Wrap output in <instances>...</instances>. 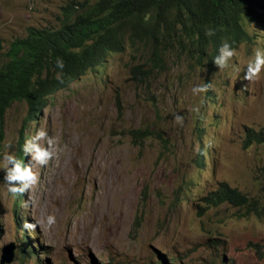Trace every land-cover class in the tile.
Returning <instances> with one entry per match:
<instances>
[{
    "label": "rangeland",
    "instance_id": "374dc122",
    "mask_svg": "<svg viewBox=\"0 0 264 264\" xmlns=\"http://www.w3.org/2000/svg\"><path fill=\"white\" fill-rule=\"evenodd\" d=\"M72 1L79 12L92 0H0V65L31 26L59 27ZM245 26L252 39L223 69L177 45L148 83L136 84L131 69L147 56L142 43L139 52L128 44L50 97L38 120L28 122V103L15 102L5 147L16 155L22 129L26 139L41 128L57 145L46 165H35L39 182L20 206L1 170L0 264L10 243L11 264H264V218L209 200L222 182L264 200V144L246 145L251 128H264V71L243 79L264 48V22ZM202 84L208 91L194 95ZM138 128L154 132L139 145L131 134ZM49 214L51 228L24 227ZM25 237L36 255L22 257Z\"/></svg>",
    "mask_w": 264,
    "mask_h": 264
},
{
    "label": "trees",
    "instance_id": "16d2710c",
    "mask_svg": "<svg viewBox=\"0 0 264 264\" xmlns=\"http://www.w3.org/2000/svg\"><path fill=\"white\" fill-rule=\"evenodd\" d=\"M75 6L76 1L68 5L59 27L31 26L28 35L15 38L4 53L6 60L0 65V153L7 138L6 116L15 102L28 103V122L38 120L50 97L97 69L110 54L125 51L128 44L139 52L142 43L147 58L133 65L131 79L146 84L155 75L154 68H162L177 45L195 53L197 60L213 62L225 41L238 49L252 39L246 20L264 22V0H92L79 12ZM208 28L215 32L211 37L205 35ZM57 57L65 62L62 72L55 66ZM153 133L149 128L131 131L137 145ZM21 135L16 156L27 165L23 129ZM254 143L264 144V128L249 130L246 145ZM261 170L257 181L264 197V166ZM16 197L20 206L27 195ZM209 200L214 206L227 202L245 210V216L264 218V200L250 197L228 182H222ZM22 244L23 258L37 254L28 237ZM170 260L162 258V263L177 264Z\"/></svg>",
    "mask_w": 264,
    "mask_h": 264
},
{
    "label": "clouds",
    "instance_id": "9594fccd",
    "mask_svg": "<svg viewBox=\"0 0 264 264\" xmlns=\"http://www.w3.org/2000/svg\"><path fill=\"white\" fill-rule=\"evenodd\" d=\"M262 12H264V9H262ZM214 34V30L211 28H208L205 31V35L209 37ZM234 56H236V49L232 46V44L225 41L219 49V55L215 57L213 62L220 69H223L229 66V62ZM55 66L62 72L65 68L64 60L57 57ZM233 68L237 73H239V66L237 64H234ZM262 71H264V48L254 50L253 58L249 59L247 63L243 79L251 81L254 78H257ZM57 76L59 78L60 73H57ZM62 82L63 81L61 80V83ZM208 88V84H202L194 86L191 90L194 95H199L201 93H206ZM175 119L181 122L183 121V117L179 115H176ZM45 140L46 146L41 143ZM56 145L57 139L54 136H49L43 128L39 129L34 135L25 139L23 152L26 156L30 155L32 159V163L27 165L23 160L19 159L15 153L9 151L8 149L11 145H7L5 150L0 153V170L5 173L3 183L7 186V191L13 196H16L18 194L23 195L31 190V188L39 182V176L34 171L35 165H46L49 160L53 158ZM42 223H46L47 226L51 228L56 223V216L54 214H49L43 221L36 220V223L26 222L24 227L34 231L37 225L42 226Z\"/></svg>",
    "mask_w": 264,
    "mask_h": 264
},
{
    "label": "water",
    "instance_id": "95a60500",
    "mask_svg": "<svg viewBox=\"0 0 264 264\" xmlns=\"http://www.w3.org/2000/svg\"><path fill=\"white\" fill-rule=\"evenodd\" d=\"M16 257V245L10 243L5 246L3 250L1 264H10L15 260Z\"/></svg>",
    "mask_w": 264,
    "mask_h": 264
}]
</instances>
